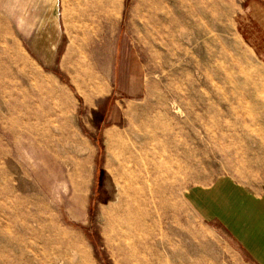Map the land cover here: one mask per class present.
Wrapping results in <instances>:
<instances>
[{
  "label": "rangeland",
  "instance_id": "obj_1",
  "mask_svg": "<svg viewBox=\"0 0 264 264\" xmlns=\"http://www.w3.org/2000/svg\"><path fill=\"white\" fill-rule=\"evenodd\" d=\"M49 6L65 72L21 29ZM120 48L144 91L109 128L93 96ZM224 176L264 189V0H0V264H124L121 186L144 188L138 264H244L187 200Z\"/></svg>",
  "mask_w": 264,
  "mask_h": 264
},
{
  "label": "crops",
  "instance_id": "obj_2",
  "mask_svg": "<svg viewBox=\"0 0 264 264\" xmlns=\"http://www.w3.org/2000/svg\"><path fill=\"white\" fill-rule=\"evenodd\" d=\"M41 8L38 19L28 21L25 27L21 26L24 36L31 41L29 53L44 66L56 63L58 69L65 72L66 68L62 67V62L67 50L74 47L72 39L62 27L59 16L53 13L54 7H46L47 10ZM114 56H119L117 68L115 67L113 72L110 71L109 78L103 77L105 83L102 86V93L93 96L96 98L93 114H102V124L108 125L109 128L122 119V112L116 108V104H111V101L117 103L113 98L136 99L144 91L141 86L140 69L136 62H130L131 57L128 56L126 49L120 48L117 55L114 53L113 58ZM71 59L65 58V61ZM187 198L197 209L203 224L211 231L221 233L224 240L245 258L244 264H264V189L256 190L224 176L205 185L192 186L188 190ZM224 213L227 216L238 217L234 222L228 223L232 228L221 217Z\"/></svg>",
  "mask_w": 264,
  "mask_h": 264
},
{
  "label": "bare ground",
  "instance_id": "obj_3",
  "mask_svg": "<svg viewBox=\"0 0 264 264\" xmlns=\"http://www.w3.org/2000/svg\"><path fill=\"white\" fill-rule=\"evenodd\" d=\"M155 1L158 5L162 3L163 0ZM126 181L129 182V184L135 183L136 178L127 175ZM143 191L144 188L141 186L135 191H132L129 186L125 188L121 186L119 188L118 203L116 206L111 207L112 213L114 214L110 215L109 223H111L115 229V240L117 242L115 252L124 255V264H138L144 262L142 255L143 251L141 247L138 246V239L134 237L136 228L143 223V214L139 209L145 205V202H143L144 199L140 198L144 195Z\"/></svg>",
  "mask_w": 264,
  "mask_h": 264
}]
</instances>
